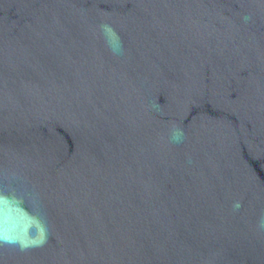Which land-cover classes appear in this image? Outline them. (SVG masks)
<instances>
[{
    "label": "water",
    "instance_id": "95a60500",
    "mask_svg": "<svg viewBox=\"0 0 264 264\" xmlns=\"http://www.w3.org/2000/svg\"><path fill=\"white\" fill-rule=\"evenodd\" d=\"M0 264H264V0H0Z\"/></svg>",
    "mask_w": 264,
    "mask_h": 264
}]
</instances>
